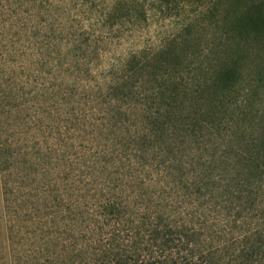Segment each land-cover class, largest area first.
Here are the masks:
<instances>
[{
  "label": "trees",
  "instance_id": "16d2710c",
  "mask_svg": "<svg viewBox=\"0 0 264 264\" xmlns=\"http://www.w3.org/2000/svg\"><path fill=\"white\" fill-rule=\"evenodd\" d=\"M71 1L96 29L63 41L68 94L0 82V264H264V0H192L105 72L90 54L142 27L146 0ZM186 1L154 0L166 17ZM88 90L104 98L91 113Z\"/></svg>",
  "mask_w": 264,
  "mask_h": 264
},
{
  "label": "rangeland",
  "instance_id": "374dc122",
  "mask_svg": "<svg viewBox=\"0 0 264 264\" xmlns=\"http://www.w3.org/2000/svg\"><path fill=\"white\" fill-rule=\"evenodd\" d=\"M27 1L0 0V82L16 81L15 90L28 101L45 91L61 98L69 91L59 85V60L66 49L63 41H84L89 29H96V23L86 6L76 1L43 0V6H33ZM146 3L149 7L147 22L142 27L134 31L124 28L120 36L114 38L113 30L104 34L107 56L98 59L96 54H90L89 58V65L95 71L98 65V70L104 68V72L108 65H113V48L118 57L143 46L156 47L160 40L191 19L202 4L192 0L181 2L172 17H166L167 13L157 10L154 0H146ZM97 72L88 75L85 81L90 79L92 84L97 83L104 75L98 76ZM77 98L85 113H91L99 107L98 102H104L103 97L89 90L78 92ZM48 105L57 108V105L52 106V101ZM90 137L86 135L83 142L91 144L93 136ZM0 225L1 239L5 240V223L1 218Z\"/></svg>",
  "mask_w": 264,
  "mask_h": 264
}]
</instances>
